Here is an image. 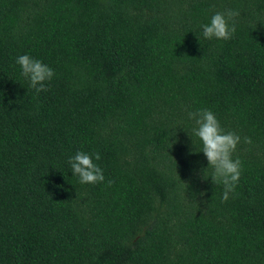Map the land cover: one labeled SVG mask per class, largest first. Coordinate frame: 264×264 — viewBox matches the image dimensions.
<instances>
[{
    "label": "trees",
    "instance_id": "obj_1",
    "mask_svg": "<svg viewBox=\"0 0 264 264\" xmlns=\"http://www.w3.org/2000/svg\"><path fill=\"white\" fill-rule=\"evenodd\" d=\"M228 9L231 39L203 38ZM201 109L241 137L223 203ZM0 264H264V0H0Z\"/></svg>",
    "mask_w": 264,
    "mask_h": 264
},
{
    "label": "clouds",
    "instance_id": "obj_2",
    "mask_svg": "<svg viewBox=\"0 0 264 264\" xmlns=\"http://www.w3.org/2000/svg\"><path fill=\"white\" fill-rule=\"evenodd\" d=\"M240 15L238 11L228 9L223 12H215L210 17L209 23L201 25L203 38L211 40H229L236 31L234 18ZM232 21V23H230ZM16 64L21 69V75L30 82V87L36 93L47 91L45 81L52 79L54 72L40 60L33 59L28 55H20ZM188 119L193 122L192 134L201 142L202 152L207 160V168L211 173L213 184H219L223 188L221 202H226L230 194L234 193L238 184L242 162L239 158L233 159V153L241 142V137L233 131H226L220 124L215 113L209 109H201L189 112ZM245 144H251L249 137H244ZM95 159L99 160L100 154L95 153ZM72 175L79 178L81 184H96L104 181L103 170L93 162L92 156L84 152H77L68 160ZM205 168V169H207ZM203 179L204 178L202 174ZM203 195V193H201Z\"/></svg>",
    "mask_w": 264,
    "mask_h": 264
}]
</instances>
